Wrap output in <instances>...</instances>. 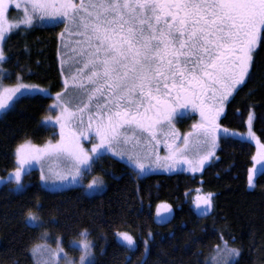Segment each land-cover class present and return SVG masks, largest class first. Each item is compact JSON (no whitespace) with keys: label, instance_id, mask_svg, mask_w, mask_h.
Wrapping results in <instances>:
<instances>
[{"label":"snow or ice","instance_id":"obj_1","mask_svg":"<svg viewBox=\"0 0 264 264\" xmlns=\"http://www.w3.org/2000/svg\"><path fill=\"white\" fill-rule=\"evenodd\" d=\"M13 3L17 9L23 4L24 16L19 23L8 24V30L19 24L31 25L38 15L42 22L46 17L47 23H63L69 36L78 37L73 42L72 58L82 66L72 74L71 83L85 99L73 109L60 93L56 94L60 112L55 121L60 126V139L31 154L33 159L54 154L71 160L73 167L67 174H56L61 181L70 175L68 184H82L93 163L108 152L123 158L128 146L138 147L140 136L136 132L147 133L149 144L159 143L157 128L170 125L174 115H184L177 109L189 107L199 111L201 117L192 126L200 138L197 145H210L208 151L197 159H189L185 153L191 134L184 135L182 145L174 146L179 137L173 131L169 133L173 143L167 144L169 155L162 158L157 153L155 162L163 159L175 166L177 161H183L193 172L198 171L212 155L219 127L216 121L225 102L250 78L253 52L264 43V0H0V42L6 39V13ZM5 59L0 47V61ZM68 84L66 79L65 86ZM30 87L35 86L18 84L0 91V112L6 113L21 98L31 95ZM86 112L88 127L94 126L98 138L90 150L80 143L83 133L78 134L73 127L77 121L84 123ZM251 119L250 113L249 123ZM128 129L132 130L131 135ZM120 145L123 147L117 151ZM17 156L21 167L15 169L14 176L0 182L13 183L15 190L20 191L25 171L22 166L26 162L23 146ZM127 156L128 165L134 171L140 170L137 175L148 171L137 153L128 151ZM260 159L264 160V152ZM258 171L264 173V165ZM248 182L253 183L251 170ZM102 187L103 180L93 178L86 191ZM200 204L206 206L202 212L206 214L212 206L211 193L197 197V206ZM169 207L158 206L157 212L168 211ZM27 219L34 223L38 217L29 212ZM80 235L86 236L87 232ZM119 236L128 251L135 249L130 234ZM38 251L39 246L32 250L34 260ZM214 251L211 264H234L239 255V250L229 248L226 241L224 249L217 246ZM80 264H93L87 242L83 243ZM140 264H147L144 254ZM205 264H209L208 258Z\"/></svg>","mask_w":264,"mask_h":264},{"label":"trees","instance_id":"obj_2","mask_svg":"<svg viewBox=\"0 0 264 264\" xmlns=\"http://www.w3.org/2000/svg\"><path fill=\"white\" fill-rule=\"evenodd\" d=\"M58 31L57 25L13 30L3 43L4 81L62 91ZM250 73L226 102L219 124L244 132L251 113L252 131L264 144V43L253 52ZM50 103V96L27 95L0 114V179L14 175L22 146L24 153H34L58 141L60 132L42 123ZM195 119L194 114L181 118L182 127ZM254 152L251 142L227 135L197 173L178 168L141 175L119 157L105 155L97 160L106 172L99 169L105 188L93 195L81 186L47 191L38 170H30L22 178V190H14L12 183L0 185V264H33L30 250L45 233L60 237L66 247L82 231L92 244L93 264H140L142 254L147 264H205L206 258L211 264L222 240L239 250L234 264H264V173L252 185L248 182ZM197 190L211 193L206 214L195 208ZM165 204L172 213L159 222L156 207ZM29 212H36L39 226L26 222ZM124 232L134 239L132 251L118 239Z\"/></svg>","mask_w":264,"mask_h":264},{"label":"rangeland","instance_id":"obj_3","mask_svg":"<svg viewBox=\"0 0 264 264\" xmlns=\"http://www.w3.org/2000/svg\"><path fill=\"white\" fill-rule=\"evenodd\" d=\"M23 16H24L23 4L21 5V8H19V9H17L15 7L14 3L10 5L9 11L6 13V18H7L8 23L4 25V27L6 29V37L13 30L16 29V27H14V28H11L10 30H8V24L19 23V21L23 19ZM43 20L45 22H42L41 18L38 15H36L34 17L31 25L19 24V27H22V26L28 27V26H34V25H38V26H56L57 25V27L59 28V31H58V36H59V40H60L59 64L61 66L62 82L65 85V80L68 79V81H69L68 86L67 87L65 86L64 89L58 93H60L62 99L65 102L69 103V106L74 109L77 105H79L81 103L82 100L85 99V96L83 95V93L81 91H79L77 88H74L72 86V83H71L72 74L75 73L77 71V69L82 66L81 64L76 62V58H72L74 56V54L72 52L73 42L76 39H78V37L69 36L65 32V25L63 23L56 24V25L51 24V23H47L46 21L48 20V18H46V17L43 18ZM61 33H64V35L62 36ZM4 41L0 42V47H2V48H3ZM70 58H72V59H70ZM3 62L4 61H0V91H2L4 88H14L18 84L28 85V84H25V83L20 82V81H17V82L12 83V84L6 83L4 81V78L7 76V74L3 70V67H2ZM28 86H35V87L29 88V91L32 93L31 95L40 94L43 96H50L51 97L50 111L47 114V116H45L42 119L43 120L42 123L45 122L48 124V126H52L57 131L60 132V126L55 121V117L60 112V108L56 106L57 105V101H56V94L57 93H50L46 88L40 87L38 85H28ZM41 90H43V91H41ZM21 91H24V89H21ZM225 105H226V102L223 106V111L220 113V115L216 121V123L219 125V127L215 131V147L212 149V155L209 157V159L207 161H205V164L213 157V154H214L213 152L216 149V146L218 144L219 139L221 137L227 136V135H230L232 137L239 138V139H244V140L251 142L255 148V152H254L255 159L253 157V160L257 161V163H259V164H262V162H264V160L260 159V155L262 152H264V147H262V146H264V144L259 141V139L256 137V135L252 131V119H251V122L249 123V116L247 117L246 130L244 132H238V131H232V130L225 129L223 126H220V124H219L220 117L222 116L224 109H225ZM187 111L194 113V115L197 114V116H198V119H195L187 128L182 127V124H181L182 121H180L181 119H172L170 125L164 124L162 127L157 128L156 139L159 141V143L152 141L151 144H149L148 143L149 136L144 135L143 136L144 138L141 139L142 142H140L139 146L136 147L135 149L128 147L125 150L123 158L118 156L119 160H122V161L127 163L128 151H134L135 153H137L140 156V158L145 163V168L148 169V171H146L144 173H147V172L169 173V172H172L174 169H178V168H183L184 170H187L188 172H191V173H197L198 171H200L203 167H201L198 171L193 172L191 170V168L189 167V165L183 163V161H177L175 166L166 162L163 159H161V161L159 163L155 162L157 153L162 158L167 157L169 155V149L167 147V144L173 143L172 136L169 135V133H172L173 131L179 137L178 139H176L174 146L182 145L184 135L185 134H191L189 136V149L185 153L189 159H197L199 155H202L206 151H208L210 145H207V144H202L199 146L197 145V141L200 138L192 127L194 124H197L200 122L201 117H200L199 111L194 110L191 107H189L187 109H177V113H180V112L185 113ZM2 113L3 112H0V114H2ZM187 113H189V112H187ZM175 116H177V115H174L173 117H175ZM252 118H253V116H252ZM79 126H80V124L77 121L74 124V127H79ZM250 132L252 135H250ZM253 135H254L255 139L252 138ZM145 138H147V139H145ZM59 139H60V133H59ZM80 143L85 147V149L89 150L88 144L83 143V142H80ZM53 144H54V142H53ZM122 147L119 148V151H121ZM43 148H41V149H43ZM31 154H34V153H27V152L25 153L26 162L22 166L25 171H22L21 180H22L24 174L29 172L27 170L30 169V170H38V172L40 173L41 185L47 191L55 192V191L64 190V189H67L70 187L81 186L83 188V191L87 195H93V194H98V193L102 192L105 188V176L103 175V173L100 172L99 169H101L104 173H106V172L104 171L105 169L101 168L102 165L99 164L97 161H95L93 163L92 171L83 177L82 184H75V183L74 184H68L67 180L72 179V177L70 175L67 176V179L65 181H61V180L57 179L56 174L57 173L67 174L73 167V162L71 160H69L63 156H56L54 154H44V155H41L39 159H33ZM113 155L114 154H112V157H113ZM19 167H21L20 161H19ZM136 171L138 172L140 170L136 169ZM42 177H43V179H42ZM93 178L102 179L103 180V187L98 191L88 192V191H86V188H87L88 184L90 183V181L93 180ZM78 179H79V177H78ZM0 181H3V179L1 178ZM4 183L7 184V182H0V185H2ZM11 186L15 190L13 183L11 184ZM23 188H24V183H23ZM200 194H201V192L197 190V192L194 195H192V197H193V199L195 197V200H196L195 201V206H196L195 208L203 211L206 207L205 205L200 204L199 206H197V196ZM205 195H207V194L202 193V195H200L199 197H203ZM157 208H158V206H157ZM31 214L37 216L36 212H31ZM28 215H27V217H28ZM168 215H169L168 211H161V212L157 213L159 222H162L165 220V219L161 220L162 217L168 218ZM27 217H26V222L29 225L35 226V225L39 224L38 219L34 223H29ZM118 239L121 240L122 237H120L118 235ZM84 242H87L91 245L92 260H93L94 254H93V250H92V244H91L90 240L87 238V235L86 236L80 235V237L78 239L71 241V243L65 247V246H63L62 239L60 237L50 238L45 233L43 235L42 240L40 242H38L37 244H35L30 250L33 264H45V262H47V264H69V262H71V264H80V257L83 254V243ZM221 243L222 244L219 246H222V248H220V249H224L223 240ZM37 246H39V251L37 252L36 259L34 260L33 255H32V250L37 248ZM52 253H57V255L54 257L52 255ZM214 254H215V252H214ZM221 256H223V253L221 254ZM236 257H235V259H236ZM220 258L221 257H217V259H220Z\"/></svg>","mask_w":264,"mask_h":264},{"label":"flooded vegetation","instance_id":"obj_4","mask_svg":"<svg viewBox=\"0 0 264 264\" xmlns=\"http://www.w3.org/2000/svg\"><path fill=\"white\" fill-rule=\"evenodd\" d=\"M187 112H189V113H187ZM187 112H185L184 115H182V116L181 115H177V116L173 117L172 119H181L183 117H186V116H189V115H193L194 114V113H192L190 111H187ZM195 115H196V119H198L197 114H195ZM83 119H84V123L82 125L80 124L79 127H74V125H73V127L77 131L78 134L81 133V132L83 133V135L80 136V138H79L80 139V142H83V143L88 144L89 145V150H90L91 149V146H92V143H98V138H96L95 135H94V126H93L92 129H89V127H88V115H87V112L84 114ZM127 131H128V134L129 135L132 134V130L131 129H128ZM136 135L140 136V142H142L141 139L144 138L143 136L144 135H148V134L147 133L141 134L139 132H136ZM145 139H147V138H145ZM122 146L123 145L117 146V151H119V148H121ZM128 147H131V146H128ZM112 154H113L112 152H108L106 155L112 157ZM115 157H118V156L113 155V158H115ZM160 206H162V205H160ZM155 212H156L155 217L158 219V216H157V213H158L157 212V207H156V211ZM171 213H172V211L169 208L168 209V214H169L168 215V218L171 216ZM168 218H166L165 220H167Z\"/></svg>","mask_w":264,"mask_h":264},{"label":"water","instance_id":"obj_5","mask_svg":"<svg viewBox=\"0 0 264 264\" xmlns=\"http://www.w3.org/2000/svg\"><path fill=\"white\" fill-rule=\"evenodd\" d=\"M253 164L254 165H253L252 170H251V172H252V180L260 172L258 170L260 169L261 165H264V162H262V164H259V163H257V161L253 160Z\"/></svg>","mask_w":264,"mask_h":264}]
</instances>
